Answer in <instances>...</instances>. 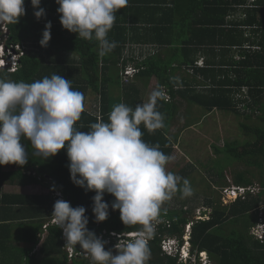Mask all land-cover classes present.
Masks as SVG:
<instances>
[{
    "label": "trees",
    "instance_id": "1",
    "mask_svg": "<svg viewBox=\"0 0 264 264\" xmlns=\"http://www.w3.org/2000/svg\"><path fill=\"white\" fill-rule=\"evenodd\" d=\"M138 1L128 0L127 5L139 7L137 4H141L145 10L153 7L152 1L164 4L165 8L160 5L162 17L160 19L143 17L142 20L138 16L127 22L124 18L127 9H121L115 14L113 28L108 33V39L115 41L117 46L105 57H100L96 41L78 39L77 34L62 27L56 0H41V7L46 10V16L39 20L34 15L31 0H25L26 15L20 18L18 24H7L10 31L7 45L20 44L25 48L26 54L20 59L21 65L16 72L5 69L0 71V76L16 82L31 83L58 74L70 79L73 90L81 91L84 97L88 90H93L100 97L99 116L82 112L80 120L74 127L84 132L90 130L92 123L101 120L108 122V115L114 105L124 103L134 109L137 104H142L141 91L133 81L141 80L142 85L146 87L148 82L156 77L159 80L158 88H165L163 90L166 98L158 101L157 105V110L164 116V127L155 132L161 135L171 127L172 118L176 114L173 104L176 95L180 97L187 95V103L204 113L201 118L207 112L211 113L215 110L243 115L248 121L241 124V130L243 129L244 134L247 135L246 140L226 143L223 149L217 146L213 149L218 154L227 153L233 163L241 162L248 167L236 175L235 184L252 185L258 179L264 188V0ZM244 6L248 7L247 10H243ZM243 11L245 17L243 14V17H240L239 14ZM48 21L52 24V38L47 47H42L40 41ZM126 23L134 26L129 28ZM135 24L139 25L135 26ZM136 31H140L142 36V40L137 41L145 44H157L175 49L177 45L186 44L187 61L184 60L180 64L181 67H187V71L192 70L193 81L187 78V83L172 82L169 63L167 60L157 59V54L153 52L154 47L158 49L157 46L150 47L152 50L150 52L149 49L150 54L143 52L140 59L129 57V54L126 58H122L123 50H127L125 45L129 34ZM160 32L171 38H163ZM152 35L158 37L151 38ZM235 50L239 59L235 58ZM195 51L207 54L205 63L192 58ZM198 63H204V66L200 67ZM127 67L136 70L129 82H125L123 76V71ZM178 68L179 66H176L173 69ZM197 77H202L201 84L193 85L198 80ZM253 118L257 122L250 125L249 122ZM140 128L143 132L142 139L146 143L154 146V142L159 140L161 142V138L155 136L154 132L149 133L143 124ZM22 143L28 151L29 161L24 166L11 164L8 169L0 165V192L6 184L41 185L50 188L52 194L45 198V195L0 193V211L7 204L13 206L46 203L48 210L44 212L41 210L39 217L49 219L55 203L54 191H59L72 207L86 208L89 230L107 241L105 248L112 249L113 254L119 238L128 239L125 234L139 232L142 228L141 225L127 227L123 224L120 212L111 209V203L115 198L108 193H105L104 200L110 206L109 218L105 222L96 223L92 211V197L95 193L86 192L84 188L72 182L67 167L69 160L66 149L46 161L32 155L34 150L29 141L23 140ZM165 145L166 151L163 148L160 150L172 156L174 149L171 142L167 140ZM189 152L190 155L187 157L185 155L174 159L173 162L169 161L166 167L167 171L188 179L194 193L196 188L205 183V178L209 177L212 180L217 170L214 172L207 170L204 174L203 158L207 155H200L199 160L197 149H188L187 154ZM177 193L182 195L180 191ZM205 198L204 213L206 216L207 213L210 214L207 219L201 217L202 219L194 220V216L189 215L192 213L191 210L169 208L168 204L163 206L166 201L162 204L156 219L163 220L166 224H158V230L154 231L148 240L150 257L146 264H183L178 257L164 253L161 244L166 237H177L182 240L188 226H190L189 243L192 253L207 252L215 264H264V241H260L252 234V230L258 224L264 225V215L259 216V209L264 205V191L261 195L231 202L227 207L222 205L217 207L213 197ZM41 223L34 231L32 248L25 257L26 261L16 264H90V257L83 255L72 261L68 260L63 248L62 229L57 225L47 229L39 252L32 254L33 248L41 241L40 230L43 227ZM5 226L6 224H0V228ZM78 247L81 250L79 245ZM37 254L41 255V259H38ZM58 256L60 260H57Z\"/></svg>",
    "mask_w": 264,
    "mask_h": 264
},
{
    "label": "clouds",
    "instance_id": "2",
    "mask_svg": "<svg viewBox=\"0 0 264 264\" xmlns=\"http://www.w3.org/2000/svg\"><path fill=\"white\" fill-rule=\"evenodd\" d=\"M56 3L64 29L77 34L78 39L96 41L100 57L115 49L117 44L108 39V33L115 14L127 6L128 0H56ZM31 4L37 20L46 16L41 0H31ZM24 15L25 0H0V27L18 24ZM51 28L48 21L40 41L42 47H47L52 38ZM198 66L203 67L204 63ZM165 98L164 90L158 88L150 93L147 102L137 104L134 109L124 103L114 105L108 122L92 123L90 130L84 132L74 126L84 111L85 97L81 91L73 90L70 79L53 74L27 83L0 76V165L28 163L23 140L30 142L34 157L46 161L66 149L72 182L86 192L95 193L92 197L95 222L109 218L110 206L104 200L108 193L115 198L111 209L120 212L125 226H142L131 238H119L113 254L112 249L105 248L107 241L89 230L86 208L72 207L68 201L58 199L51 218L62 229L64 247L72 249L79 245L90 257V264H146L150 257L148 240L158 230V224H166L156 219L162 204L177 191L183 197L193 193L188 179L166 170L173 157L164 154L158 144L153 146L142 139L141 124L149 133L164 127V116L157 105ZM259 185L255 182L239 185L234 181L223 186L222 192L226 198L231 190L232 198L227 200L236 202L260 195L261 192L255 194ZM253 233L264 241L263 224H258ZM189 239L187 232L182 240L166 237L162 250L178 257L183 264H215L210 257L204 259L207 252L192 253Z\"/></svg>",
    "mask_w": 264,
    "mask_h": 264
},
{
    "label": "crops",
    "instance_id": "3",
    "mask_svg": "<svg viewBox=\"0 0 264 264\" xmlns=\"http://www.w3.org/2000/svg\"><path fill=\"white\" fill-rule=\"evenodd\" d=\"M143 0H139L138 2H142ZM160 1V0H159ZM183 2L185 0H182ZM252 2V0H251ZM153 7L145 8L143 10V5L137 4L139 7L127 5L123 9H127V11L124 14V18L127 19V22L135 17L138 18L140 16L143 20V17H149L157 19H160L162 17V11H160V5L165 8L164 4L159 3H153L151 2ZM132 6V7H131ZM245 7V6H244ZM243 7V8H244ZM155 8L156 10H154ZM242 8V7H240ZM242 8V9H243ZM247 6L243 10H247ZM245 11H243L240 15V17H245ZM243 14V16H242ZM143 15V16H142ZM164 19V18H163ZM129 28L133 27V24L126 23ZM139 24H135V26H138ZM142 29V28H140ZM163 38H171L166 36V34H162ZM158 37V36H157ZM155 35H152L151 38H157ZM137 40H142L141 32L136 31L132 34H129L127 38V43L125 45V49L122 52V58H126L127 54H129V57L134 56L136 59L141 58V54L152 52L150 47H154L153 52L157 56V59L161 60H167L169 63L168 65L171 66L169 70V75H171V81L176 82H186L187 78L191 79L193 81L192 76L193 73L191 71H187V67H181L180 64L182 61H187V45H177V49L175 47H169V46H159L157 44H145V42H139ZM149 52V54H150ZM44 56H47L45 53H43ZM205 55H207L204 52H198L195 51L192 58H195L197 61L202 60L204 62ZM204 58V59H203ZM169 60V61H168ZM68 62V61H67ZM205 63V62H204ZM199 64V63H198ZM133 65V64H131ZM176 66H179L178 69H173ZM186 66V65H185ZM189 73V74H188ZM198 79L193 85H199L201 84L202 77H197ZM133 84L137 86V88L141 91L140 95V101L145 102L146 99L149 97L148 91L149 90H156L159 87V80L156 77H153L146 87H144L141 83V80L136 79L133 81ZM178 84V83H177ZM186 88V87H185ZM163 89H165L163 87ZM90 92L94 94L93 90H88L85 100H84V111L88 112L91 115H98L99 116V110H100V97L99 95H96L95 92V98L90 97ZM167 92V91H166ZM173 104L175 105V115L172 118L173 123L171 124V127L168 130L163 131V134L158 135L156 132H154L155 136H159L161 138L157 142H154V146L156 144H159L160 148L165 149L166 151V145L167 140L171 142L173 146V154H172V162L174 159L183 157L186 155L187 157V129H192L195 126L199 125L204 118L207 116L204 115L202 118L198 117L195 119L194 122L189 123L191 116L198 113L199 109L197 107H192L194 105H190L187 103V95H184L180 97L179 95H176V98L173 99ZM189 109H192L193 111H188ZM191 112V113H190ZM187 123L189 125H187ZM148 135V133L146 134ZM190 137H193L197 134H188ZM158 137V138H159ZM165 141V143H164ZM164 153V151H162ZM165 154V153H164ZM3 166V165H2ZM11 166V164L9 165ZM167 170V167H166ZM0 193L9 194V195H34V196H42L45 195V198H48L52 192L50 188L43 187L41 185H28V186H14L11 184H6ZM50 194V195H49ZM53 197V196H51ZM36 206V207H34ZM41 210L44 212L45 210H48V205L46 203H40V204H25V205H11L7 204L4 206V209L0 211V224H6L5 227L0 228V264H16L19 262H25V257L27 256L28 252H30L31 246V240L34 235V231L37 226L41 222L43 227L44 225L49 222V219L43 218L41 219ZM41 227L40 233L41 235V241L33 248L31 251L32 254L39 252V247L45 239L47 231H45ZM64 248V247H63ZM77 251L84 253L82 250H79L78 245L76 246ZM31 256V254H29ZM41 256V255H40ZM57 257V256H56ZM60 256H58L57 260Z\"/></svg>",
    "mask_w": 264,
    "mask_h": 264
},
{
    "label": "rangeland",
    "instance_id": "4",
    "mask_svg": "<svg viewBox=\"0 0 264 264\" xmlns=\"http://www.w3.org/2000/svg\"><path fill=\"white\" fill-rule=\"evenodd\" d=\"M234 55L236 59H239V55L236 50L234 52ZM152 91L153 90H149L148 95H150ZM90 97L95 98V92L94 94L90 92ZM148 98L145 102H147ZM207 113V117L204 118L199 125L195 126L191 130L187 129V135L197 134L196 138L195 136L187 137V151L188 149H197V156L199 160L200 155H207L205 158H203L205 167H202V171L204 172V174L207 172V170H212L213 172L214 170H217V172L214 173L212 180L209 177L205 178V183L199 188H196V191L192 193L191 196L183 197L182 195H177L178 193L176 192L171 200H168L166 201L167 203L163 204V206H167L168 204L169 208H178V210H191L192 213H190L189 215L194 216V220L200 219L201 217L207 219L210 215L207 213L206 216L203 207L206 201L205 197L207 196L209 198L213 197L215 199V205L217 207H221V205L222 207L229 206L231 201L227 200L223 196V186H227V184H234V177H236L239 172L248 169V167L244 163L236 161L235 163H233L232 161H230L227 153L218 154L215 152V149H213L215 146H217L219 149H223L226 143H233L235 141L243 142L244 140H246L247 135L244 134L243 129L241 130V124L244 122H248L246 118L243 115L238 116L234 113H227L226 111L223 112L221 110H215L211 113ZM203 114L204 113L199 109L197 114L191 116L189 123L194 122L196 118L201 117ZM256 122L257 121L253 118L252 121L249 122V124L254 125L256 124ZM187 155H190V152ZM3 167L8 169L10 166L4 165ZM195 179L198 181L197 177H195ZM258 183L260 184V181L256 179L255 184L259 185ZM263 191L264 188L259 185L258 189H255V194L261 192V195L263 194ZM259 212V216L264 215V205L259 209ZM186 232L189 237L190 230L188 227L186 229ZM252 234H254L253 230ZM78 253V256L83 255L86 257L84 253ZM200 256L201 255H198V257ZM37 257L38 259H41L40 254H37ZM207 257H209V255L205 254L204 259H206ZM68 260L70 261L69 257Z\"/></svg>",
    "mask_w": 264,
    "mask_h": 264
},
{
    "label": "built area",
    "instance_id": "5",
    "mask_svg": "<svg viewBox=\"0 0 264 264\" xmlns=\"http://www.w3.org/2000/svg\"><path fill=\"white\" fill-rule=\"evenodd\" d=\"M9 39H10V31H9L8 26L6 24L3 27H0V70L6 69L9 72H16L18 70L19 66L21 65L20 59L25 56L26 50L20 44L7 45ZM200 65H202V63H200ZM135 72H136L135 68H133V67L128 68L127 67L123 71V76H124L125 82H129L130 78L133 77ZM229 192H227V194H226V199L232 198V196H230ZM54 198H55V202L58 199L64 200L63 194L59 191H56V190L54 191ZM53 225H56V224H54L52 222V218H50L49 222H47L44 225L43 229L45 231H47V229ZM132 234H135V233L125 234L124 236L126 238H131ZM260 238H262V236H260ZM63 240H64V244H63V247H64L65 243H66L64 236H63ZM64 251L68 255L70 261H72V259L78 257V255H79L76 247H73L72 249H68V248L64 247Z\"/></svg>",
    "mask_w": 264,
    "mask_h": 264
}]
</instances>
